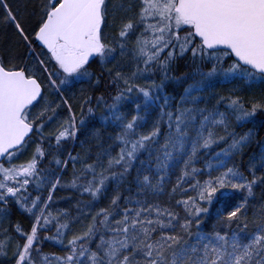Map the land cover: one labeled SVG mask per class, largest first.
<instances>
[{
    "label": "snow or ice",
    "instance_id": "1",
    "mask_svg": "<svg viewBox=\"0 0 264 264\" xmlns=\"http://www.w3.org/2000/svg\"><path fill=\"white\" fill-rule=\"evenodd\" d=\"M0 8L2 22L14 25L28 57L14 47L0 51V225L13 204L33 219L29 230L15 225L20 240L12 264H264V199L248 216L254 189L264 198V141H257L258 153L243 159L257 136V119L264 130V91L245 98L233 88L211 109L195 107L199 94L218 81L264 86V0H40L31 38L8 0H0ZM110 18L118 23L109 39ZM97 60L114 89L111 103L104 95L86 96L74 107L65 92L84 80L102 84L90 71ZM181 60H188L192 71L176 76ZM189 78L193 83L179 104L172 103L165 84ZM93 102L104 105L102 121L120 129L112 138L119 146L115 155L113 144L104 147L100 131L87 122L96 111ZM126 102L134 105L130 117L121 111ZM153 111L158 114L150 130L139 131ZM233 120L253 127L237 133ZM165 123L168 131L162 133ZM85 132L82 152L76 151ZM220 142L227 147L205 162L206 171L197 168L200 151ZM141 153H147V161L139 160L147 169H136L129 180ZM237 156L239 163L233 160ZM45 160L48 168L42 167ZM69 165L71 179L65 181ZM178 165L180 173L168 189L169 171ZM109 183L116 188L108 206L92 213ZM125 183L128 196L120 192ZM64 189L91 197L77 201L76 216L53 207L54 193ZM86 214L90 221L73 231ZM250 224L254 231L245 240L241 233ZM53 226L54 235H42ZM0 234V256L8 258L13 237L2 226ZM46 240L65 251L44 252Z\"/></svg>",
    "mask_w": 264,
    "mask_h": 264
},
{
    "label": "trees",
    "instance_id": "2",
    "mask_svg": "<svg viewBox=\"0 0 264 264\" xmlns=\"http://www.w3.org/2000/svg\"><path fill=\"white\" fill-rule=\"evenodd\" d=\"M10 5L13 6V11H19L20 15L18 16V19L21 20L22 24L25 26L26 31L29 32L30 38L32 35L31 29L34 27L36 24L37 16L33 15L34 10L38 11L39 10V5H40V0H8ZM3 16H4V9L0 8V51L4 50L5 48L8 47H14L15 50L20 53L24 58H28L27 55L25 54V44L19 37L18 33L16 32V29L12 23H3ZM118 23V19L116 21H113L112 19H109V27L105 30L106 35L110 39L116 32V27L115 24ZM33 46L36 50V52H41V46L37 45L35 43V40L33 39ZM45 58V57H41ZM121 63H125V61H121ZM111 66V65H109ZM206 70V69H205ZM90 71L95 72L98 76H101L102 79V84L99 87H96L94 84V81H89V80H84L80 83H76L69 91L65 92V95L72 98V102L74 107L76 106L77 102L82 98L86 96H99V95H104L105 99L107 100L108 103H111L110 95H114V89L110 86V80L107 77V74L102 73V68L99 63V61H94L90 65ZM192 71V66L190 65V62L188 60H181L178 61L175 68H174V75L176 76H182L186 72H191ZM157 80H159V77H154ZM196 79H199V77H196ZM140 83H143L144 81H139ZM193 83V79L189 78L187 80H182L180 83H176L175 81L169 80L165 84V89L164 93L171 95L175 99L172 101L174 104H179V97L183 95V90L188 87L189 84ZM233 88H238L241 91L239 92L240 95L244 96L245 98H249L252 96H259L262 91H264V86H253L249 88L245 82L243 81H236L232 84L225 83L223 81H218L216 83V86L214 88H209L206 92L200 93L202 99L201 102L195 107L198 108H209L211 109L215 103L216 100L219 99L220 95H228L230 90ZM55 99V97H52ZM187 107H193L192 104L186 105ZM92 107L96 109L94 115L92 117H87V122L90 125L91 128L99 130L101 133V140L103 142L104 147H107L109 144H113L112 147V153L115 155V153L119 150V146L117 144L113 143V139L115 135L120 131V129L115 126L114 124L108 123L106 124L104 121H102L101 117L103 114H106V110L104 108V105H99L97 106L95 102H93ZM174 111V109H172ZM225 108L223 107V104L220 107V111H224ZM60 115H67L66 109L61 107ZM121 111L125 112L129 115V117L134 114V105L131 103H124L121 106ZM157 111H153L152 116L149 118V122L139 129L141 132H146L150 130L152 121L156 119L157 117ZM206 114V113H205ZM87 115V114H86ZM200 117H197V122L199 121ZM260 121L257 119L256 121V126H255V131L257 132V136L255 138V141L249 145L248 148L245 149V156L243 159L246 161L249 155H252L253 153H258L260 151V143L257 141H264V130H261L259 127ZM252 124H238L234 120L232 121V128L235 129L237 133H243L244 131H247L249 128H252ZM162 133H166L167 127L166 123L162 125L161 127ZM218 132L222 133V129H217ZM88 136V133L85 132L84 135H80L79 140L75 144V150L76 151H81L82 149L80 148V143L79 141H84L86 140V137ZM163 142V137H161V143ZM96 141L92 140L91 141V146H92V151L96 152L99 149L95 147ZM67 148L69 150L72 149V145H67ZM227 147V142H220L218 144L213 145L210 149L207 150H201L200 153L198 154V160L196 163V167L200 169H205V162L207 161H213L215 159V153L221 151V149ZM50 159V158H49ZM139 160L147 161L148 156L147 153H141L139 155V159L136 163L135 168L132 171L131 176L129 177V180L132 179V177H135L136 175V169H141L146 170L147 169V163L145 165H141L139 163ZM234 162L239 163L240 162V157H233ZM91 162V160H89ZM50 165L48 164L47 160H45L44 164L42 167L48 168ZM79 168V165H77ZM153 171L152 175H155L154 173V168L155 165H152ZM242 171H245V174L247 175V172L244 167H241ZM180 173V166H176L169 171V178L167 182V187L168 189L171 188L173 184H175L177 176ZM201 179L206 178L205 176H201ZM71 179V165H69L68 171L64 175V180H70ZM128 187L129 184L125 183L120 186V192L122 196H128L130 193L128 192ZM132 193H135V185L132 184ZM116 188L115 183H109L106 195L102 197L98 202H94L93 207L91 209V212L94 213L101 207H107L108 202H109V197L113 194L114 190ZM31 191V190H30ZM255 192V198H250V205L252 207L249 208L248 211V216L251 219L253 217V213L256 210V207L261 203V200L264 199L261 196V190L259 187L254 189ZM246 195V193H245ZM54 198H55V204H54V209L55 208H60V209H69V211L72 213L73 216L77 215V210H76V203L78 200H90L91 197H89L87 194H84L83 196H80L79 193L76 190L72 189H64V190H57L54 193ZM176 199H179L180 196L177 195L175 197ZM162 200H166V197H162ZM121 204H123V199L121 200ZM83 208V205H81ZM217 208H222V205H217ZM178 211L180 209H177ZM85 213H88L89 210L87 208L84 209ZM215 210H213V221L214 223L215 220ZM116 219L119 218V216L115 217ZM91 219V214H86L80 217V221L76 224L73 225V231L79 232L83 230L84 226L90 221ZM33 223V219L29 213L24 211L23 209L19 208L18 205L13 204L11 214L10 216L2 222V227L8 228L9 234L13 237L12 240V247L9 249V257L5 258L3 256H0V264H12V260L10 259L11 257V252L14 250L15 243L20 240V237L16 234L15 232V225L19 224L23 230H29L31 224ZM211 227V224H209V229ZM235 227V226H234ZM254 231L253 226L250 224L249 229L246 232H242L241 236L247 240L250 239L251 233ZM55 234V227L53 226L50 231L43 232L42 235L47 236V235H54ZM70 235V234H69ZM0 238H2V234H0ZM95 244H93V247ZM43 251L46 253H57V254H62L65 249L57 244L55 241H45L42 245Z\"/></svg>",
    "mask_w": 264,
    "mask_h": 264
},
{
    "label": "rangeland",
    "instance_id": "3",
    "mask_svg": "<svg viewBox=\"0 0 264 264\" xmlns=\"http://www.w3.org/2000/svg\"><path fill=\"white\" fill-rule=\"evenodd\" d=\"M110 15H111V9H110ZM110 19H111V18H110ZM65 116H66V115H63V116L61 115V117H65ZM49 130H50V129H47V128L45 129V131H49ZM29 155H30V153H29ZM25 158H27V157H26V156H25V157H22V159H25Z\"/></svg>",
    "mask_w": 264,
    "mask_h": 264
},
{
    "label": "water",
    "instance_id": "4",
    "mask_svg": "<svg viewBox=\"0 0 264 264\" xmlns=\"http://www.w3.org/2000/svg\"><path fill=\"white\" fill-rule=\"evenodd\" d=\"M35 43H36L37 45L41 46V45H40V44H38L36 41H35Z\"/></svg>",
    "mask_w": 264,
    "mask_h": 264
}]
</instances>
